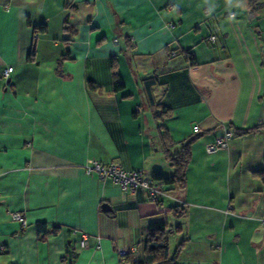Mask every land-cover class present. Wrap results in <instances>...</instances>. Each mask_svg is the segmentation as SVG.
<instances>
[{"label": "crops", "instance_id": "1", "mask_svg": "<svg viewBox=\"0 0 264 264\" xmlns=\"http://www.w3.org/2000/svg\"><path fill=\"white\" fill-rule=\"evenodd\" d=\"M250 11L244 0H0V264H129L157 221L168 246L183 235L178 264H264V184L252 175L264 129L205 150L264 125V7ZM152 75L156 106L142 87ZM156 113L171 151L196 136L183 189L160 184L151 200L85 171L96 160L170 175Z\"/></svg>", "mask_w": 264, "mask_h": 264}, {"label": "trees", "instance_id": "2", "mask_svg": "<svg viewBox=\"0 0 264 264\" xmlns=\"http://www.w3.org/2000/svg\"><path fill=\"white\" fill-rule=\"evenodd\" d=\"M251 7V14L256 13L259 9L264 7V2L261 0H244ZM38 30L43 32L45 27L40 25L37 27ZM186 54L191 57V51H186ZM34 55V48L31 47L29 53L27 55V59L31 60ZM113 64L111 62V67L113 68ZM112 87L113 90H120L123 86L121 80L119 79L116 71H112ZM157 82L156 75H152L151 77L145 78L142 81L143 91L147 98V101L150 105L156 106L157 104L154 101V98L151 93V87L155 85ZM89 88L93 89L94 85L92 82H88ZM168 111V110H166ZM157 118V129L159 131L160 137L162 139L166 159L169 163V166L172 169V173L168 176L164 175L160 171H153L150 177L156 181L159 185H169L171 187L177 189H183L186 184V169L190 161L191 157V145L195 141V137L189 138L186 141L182 142L179 146L178 150L171 151L173 147V142L170 139V136L167 130L163 127L160 122V114H155ZM264 129V125L257 126L254 128H246V129H237L231 131L232 136L246 134L252 131H256L258 129ZM252 175L258 178L264 184V168L258 169L252 172ZM179 213H182V209H180ZM36 232L38 235L45 234L47 232V227L44 222H37L35 224ZM168 232L166 231V223L163 221L151 222L148 224L144 239V249H143V258L141 260H133L127 259L129 264H178L176 259L182 250V246L184 241L181 240L172 253H169L168 246ZM1 253V251H0ZM129 253V252H128ZM126 253L125 255H127ZM123 255V256H125Z\"/></svg>", "mask_w": 264, "mask_h": 264}, {"label": "built area", "instance_id": "3", "mask_svg": "<svg viewBox=\"0 0 264 264\" xmlns=\"http://www.w3.org/2000/svg\"><path fill=\"white\" fill-rule=\"evenodd\" d=\"M210 39L213 40L214 37L211 36ZM11 71V67H6L1 71V76L6 78ZM231 136L232 134L230 130H227L222 135L217 136L214 143L205 145L206 152L213 153L218 149L225 148L227 146V141L231 138ZM84 168L87 173L95 171L100 178H110L123 191L142 189L147 193L151 200H156L157 195L164 194V192L161 191L159 184L150 176H145L140 170H124L117 164L109 163L107 165H102L96 160L88 161ZM11 218L18 221L22 227L26 226L24 217L18 212L11 213ZM87 238L88 236L86 233H82L80 235V247L86 246ZM130 250H133V248H120L117 250V253L118 255H125L130 252Z\"/></svg>", "mask_w": 264, "mask_h": 264}, {"label": "rangeland", "instance_id": "4", "mask_svg": "<svg viewBox=\"0 0 264 264\" xmlns=\"http://www.w3.org/2000/svg\"><path fill=\"white\" fill-rule=\"evenodd\" d=\"M261 1H264V0H261ZM263 8V7H262ZM263 12L260 14V16L262 17L263 16ZM247 15V14H246ZM254 17V16H253ZM253 17H252V15L250 16V17H247V19H249V20H251V19H253ZM255 18H256V16H255ZM254 18V19H255ZM263 20H264V18H263ZM258 21V18H256L255 20H254V23H256ZM259 25V24H258ZM262 28V27H261ZM145 175V174H144ZM182 237H183V235L182 234H179V233H177V234H173V235H171L170 236V238H169V253H172V250L174 249V247H175V245L182 239Z\"/></svg>", "mask_w": 264, "mask_h": 264}, {"label": "water", "instance_id": "5", "mask_svg": "<svg viewBox=\"0 0 264 264\" xmlns=\"http://www.w3.org/2000/svg\"><path fill=\"white\" fill-rule=\"evenodd\" d=\"M103 210H106V208H102Z\"/></svg>", "mask_w": 264, "mask_h": 264}]
</instances>
